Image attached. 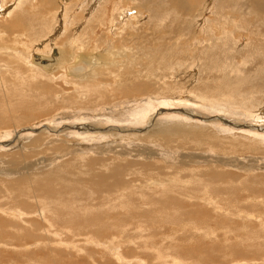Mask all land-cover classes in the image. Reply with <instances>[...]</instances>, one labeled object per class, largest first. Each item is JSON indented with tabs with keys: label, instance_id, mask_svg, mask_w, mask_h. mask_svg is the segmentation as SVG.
I'll return each mask as SVG.
<instances>
[{
	"label": "bare ground",
	"instance_id": "1",
	"mask_svg": "<svg viewBox=\"0 0 264 264\" xmlns=\"http://www.w3.org/2000/svg\"><path fill=\"white\" fill-rule=\"evenodd\" d=\"M112 1L23 0L18 5H13L14 2L3 0L0 3V12H6V15L10 13L11 15V17L7 16L4 19H0V26L3 25L0 27V92H3V97H6L8 94L6 104L1 102L4 98L0 97V143L3 142L9 146V150L23 148L27 149V151L30 150L31 157L37 156L35 161L28 163V166L25 164V169H28L23 174H20V176H14L13 173L15 172L13 170L8 169V172H6L3 169L5 167L0 164V168L1 166L3 167L0 170V177H2V180L0 179L1 184L5 183L9 185L12 182V177L13 180L16 179L10 184L17 186L16 190L14 188L13 190L6 189V191L12 194L16 193L14 192L15 190L18 192V196L27 199L29 194H25V190L27 189L24 188V185L28 184L30 190L28 191L31 193V197L27 201L35 200V205L32 204L36 206V211L34 212L27 211L26 206L23 209L9 208L8 210L0 206V247L12 249L13 255H15L14 252L27 253L30 246L24 242L29 239H32L35 245H39L38 247H45L50 251L54 250L52 248L54 247L53 239L55 237L52 238L53 236L51 237L48 234L45 237L43 234V232L46 233V231H43L46 226L53 227L54 224L49 219V211H47V206L42 201L43 196L38 194H40L39 192L43 195L47 194L50 191V187H54L58 182H69L75 185L84 184L86 181L84 180L86 178L84 176L89 178V180L87 179L89 182L96 180V183L102 188L108 187L106 185L107 179L110 185L112 184L111 180H113L112 185H115L119 190L118 192H121L120 197L115 196L116 198H114L110 196V191L109 196L112 199L109 201L110 197L107 198L105 196L104 198L106 199L102 198L103 200L101 199L102 201L100 200L101 202L97 203L99 206L109 203L110 207L116 210L119 207H123L124 209L131 207L139 208V210L142 209L143 215L140 218L150 221L151 224L155 223L154 225L162 226L164 225V221L168 219L171 223L173 220L174 223L176 222V224L178 223L183 227L189 228V225L192 223L202 225L204 222L209 221L212 213L229 212L235 210V208L236 212H240L244 207L260 206L261 209L264 207V200L261 201L257 197L260 194L256 196L262 189L264 190V134L252 133L253 131H258V129L264 132V128H256L253 125L254 128L251 126L252 124L244 127L231 125L225 128L224 126H218V121L215 122L216 120H214L216 116H211L216 115V113H222L229 115V117H243L244 115L241 112H245V109L250 110L246 107L258 105L261 99L264 101V88L260 90V92H263L261 95L258 91L252 90L251 87L247 90L245 87L250 85V83L241 80V77L238 76L240 72L234 65L228 68L227 71L223 70L219 74H216L212 73L208 64L206 73L211 75V78L206 81L190 79L186 77L188 72L183 70L186 65V56L193 52L197 55L200 52L198 50L202 37L196 33L194 26L197 17L210 11V3L215 0H194L196 5L195 8L191 9L186 5L188 0H120V2H114L115 12L117 13H115L116 17L113 19V23H116L115 27L117 26V28L114 29H116L115 33L118 34L112 35V37L123 36L122 40L120 38L122 47L127 42L138 41L155 45V47L147 50L145 48L144 51L139 48L137 50L133 49L129 54H124L123 48L122 50L119 48L121 51L116 50L114 41L108 35H101L100 39L93 38V34L95 35L98 27H101L102 21L104 22V27H107L104 19L109 14V7L112 5ZM222 1H215L217 10L219 11L216 15L218 18L221 17L220 5ZM229 1L235 3L238 15L242 14L244 8L247 17L253 16V23L250 26L244 27L243 34L235 32L232 37L230 35L218 37L213 33L210 34V31L206 29L204 31L206 33L205 46L204 48L201 47V60L205 62L207 59L211 65L218 63L221 66L220 60L222 58H226L229 63L236 60V46L229 48L230 39L235 37H245L246 43L239 48L238 52L244 51L249 41L260 46L264 45L258 44L262 41V35L257 36V33H264V0ZM27 2L30 5L29 10H24ZM9 5L12 6L11 10L8 9ZM85 5H87L88 13H86L85 7H83ZM133 10L136 14L134 13L135 15L132 17L131 12ZM77 11H80L81 17L77 18L71 15ZM129 12L131 13V18H127L126 16ZM56 20H63V23L59 26ZM228 24L233 27V22H229ZM48 25L56 28L49 27ZM119 26H122V29L118 28ZM28 27H33L35 36L32 35V29ZM237 29H240V27H237ZM147 30H151L152 33L146 35ZM93 41L96 43L94 46L95 50H97L96 48H98V51L100 49L99 52H101L103 64L98 60V56H85L81 54L82 52L86 55L89 54L88 50L93 45ZM17 44L27 45V48L25 46V49H21ZM221 46L229 49H223L221 51L223 54H221ZM161 50L163 52L164 50H170V54L174 55L173 58H169L168 60L170 61L166 58L163 61L161 60V66L160 63H156L158 67L156 69L155 64L145 67L143 64L144 60L151 62L152 60L150 61V59L153 56L163 53ZM117 54L122 55L121 60L117 59ZM116 61H122L121 64L123 65L129 62L131 72L125 74L126 71L119 70V73L124 72L123 74H119L118 70L115 69L117 66L115 65V63L117 64ZM245 63L248 67H254L255 59L247 54L245 56ZM96 64H102V67H96V70H93ZM170 69H173L172 71L175 73L169 71ZM3 70L9 76L15 77L18 73L22 78L30 79L42 86L49 84L51 88L47 90L49 92L37 89L22 92L15 87L12 80L8 79ZM73 72H76L77 76ZM87 73L90 75L87 76ZM173 74H177L175 77L180 78H177V80L179 79L178 85L175 87L173 84L174 88L172 91H164L167 84L162 83L161 80H166L168 77L174 76ZM68 75L77 78L81 75L82 77L74 80L71 77L68 78ZM112 76L117 77L118 83H122L123 88L112 90L113 92L110 94H105L103 93L104 91H99V94L95 93V89L96 92L104 90L102 87L107 86L105 82L111 79ZM100 79L102 82H100ZM158 80L161 81V84L158 83ZM95 81L99 84L97 87L94 86ZM156 85L158 88H156ZM160 85H163V88ZM190 85H194L195 87H192L191 96L189 93ZM263 85L264 82H260L259 86L263 87ZM196 88H198V91L193 92ZM253 88L257 89L256 87ZM177 89L181 90L180 98H183V103L186 104V107L182 110L172 111L182 117H168L166 115L160 117L166 111L162 113L159 111L151 117L148 116L149 119L144 124H133L137 122L135 112L139 113L140 110L138 109L141 106L150 107L148 111L150 113L154 102L164 103L153 101V96L161 97L166 94L173 96L172 93L175 94ZM117 90H120L119 94L112 96ZM24 95L30 100V105L28 106L22 103ZM97 95L99 98L100 96L106 97L99 101L97 100ZM117 99L118 101L123 99L122 103L128 107L126 111L121 112L128 115V120L118 121L116 123L118 126L107 125L100 127H89L81 122L86 117L96 116V119H93L92 122L104 124L109 119V114L105 111H111L112 108L118 109L119 112L122 111L118 105L119 102H115ZM242 100L246 101L245 105L242 109L238 110L237 108ZM189 106H192L193 110ZM41 107L42 109L40 110ZM252 108L255 109V107ZM258 108L261 110L262 107ZM133 109L134 111L130 112ZM20 110L22 111L21 113ZM91 110L94 112V114L92 113L93 115H91ZM10 115L15 116V119H12ZM14 122L16 126L25 125L26 128L22 131H17L18 133L14 138L8 137V131H10L8 128L10 125L8 124L12 123L11 127H13ZM32 122H35V125L31 126ZM41 125H43L44 129H37ZM235 128H240V130L241 128H249L252 131L248 130V132L250 131L252 134L242 132L243 130L241 132L235 131ZM25 131L30 134L21 135ZM94 134H97V136H93ZM60 148L66 153L62 155L60 153L48 154V151L56 153V151H60ZM239 148L251 152V155L253 153L257 154L248 157L247 153L243 152V155H240L238 154ZM18 152L20 153H15L19 155L26 154L23 150V153H21V150ZM90 153L96 156H90L88 162L85 157ZM108 153H115L116 156H113L114 161L118 160L119 163L117 161L110 163L112 159H109L111 155ZM69 154L76 155L71 160L79 163L82 162L83 167L80 168L86 169V171L79 173V177H75L77 174L73 175L69 170L76 167L74 163L70 164L71 162L65 161L58 164V160ZM105 155L109 159V164H105ZM10 157H14V155ZM12 159L10 158V163ZM29 159L27 160L30 161L31 159ZM1 161H3L2 158ZM103 161L104 164L100 166L102 169L109 171L108 176H104L99 168L96 169L97 164ZM87 162L89 163L88 165ZM4 163L6 165V160ZM137 165H142L146 168V165L153 166L154 171L157 172L156 176L152 178V174H148V176L144 174L141 176L142 179H139L142 182L136 184V180L134 181V178L127 177L128 175L126 176V174L131 170L129 167L134 169V166L137 167ZM147 169L152 170L150 167ZM138 171L140 172L139 169H137ZM147 173H149L148 170ZM136 175L135 177L138 178ZM73 176L75 178H72ZM224 186L230 188L233 196L236 191L250 194L249 196L246 195V198L243 197L244 200H242L240 199L242 195L230 198V194L226 192L229 198H225L223 201L228 202V200H231V203L225 204L232 208L229 210V208H225L224 204L221 203V199L219 200L212 193V191L216 192L218 190L222 192V187ZM110 187L112 188L113 186ZM102 188L101 190L103 191L104 188ZM126 190H128V194L124 192ZM114 193H116V190ZM134 195H138L139 198L134 199ZM223 197L225 196L223 195ZM22 198L21 201L23 200ZM46 198L54 202V198H51V196ZM14 199L16 198L14 197ZM21 201H18L17 204L20 205ZM137 201L141 202V204L136 203ZM22 203L27 205V202ZM84 209L86 210V208ZM87 211H90V209H87ZM257 212L256 214H258ZM236 214L240 217L239 219L244 220V223L247 220L252 222L258 218L256 215L249 214V212ZM119 218L121 219L122 217L118 216ZM241 226L243 227L244 225ZM253 226L257 227V224ZM246 227L243 228L244 231L254 233V230L249 231L250 228L246 229ZM258 227L264 229V219L259 220ZM225 230L223 228L224 232ZM230 231L231 233L233 232V230ZM249 238L251 239V237H247V239ZM24 239L25 241H23ZM98 245L101 246V244ZM101 247L106 248L108 246L104 243ZM4 250L6 249H3V252ZM109 251L113 256L118 254L114 248H111ZM53 252L55 253V251ZM57 252L59 254L58 249ZM52 256H45V258H50L51 264H69L63 261V259L61 262L59 260L56 261L57 259ZM33 257H36V255ZM43 260L39 259L36 261H40L43 264ZM119 260V264H126L128 262L126 260ZM172 262L173 264H180L176 259H173ZM249 262L260 264L255 259Z\"/></svg>",
	"mask_w": 264,
	"mask_h": 264
},
{
	"label": "rangeland",
	"instance_id": "2",
	"mask_svg": "<svg viewBox=\"0 0 264 264\" xmlns=\"http://www.w3.org/2000/svg\"><path fill=\"white\" fill-rule=\"evenodd\" d=\"M2 1L3 0H0V3H2ZM6 1H11V2H14L13 5H18L23 0H6ZM91 1H93V0H91ZM118 1L120 2V0H115V1L113 0L112 5H110V7H109L110 8L109 14L104 19L105 24H107V27H104V25H103L104 22L102 21L103 23L101 22V27L99 26L95 32V35H97V36H95L93 34V38L100 39L102 37L101 35L110 36V38L114 41L113 43L116 46L115 48H117L116 50H120V49L122 50V48H123V51H125L124 54H129L130 51H132L133 49L137 50V48L144 51L145 48L147 50L149 48L155 47L154 44L150 45V43H146L147 44L146 45L145 42H143V41L132 42V43L127 42L122 47L120 42L124 37L120 36V35L112 37V35L114 36V35L118 34V33H115L116 29H114V28H117V26L115 27L116 23L115 22L113 23V19L116 17L115 13H117V12H115L116 9L114 8V2H118ZM215 1L210 3L211 10L206 12V13H203L201 16H199L200 18L197 17V21L194 24V26L196 28V33L200 37H202L201 42H200L201 45H200V48L198 50L200 52H198L197 55H195L194 52L188 56L185 55L187 57V59L185 60L186 65L184 66L183 70L188 72L186 77H189L190 79H193V80L196 79V80L206 81V80L211 78V75L206 73V68H207L208 64H209V68L212 71V73H216V74H219L223 70L227 71L228 68H230L232 65H234L238 68V71L240 72V73H238V76L241 77V80H245L246 82L250 83V85H247L245 88H247V90H248L251 87L252 90L258 91V93L261 95L263 92H260V90L262 88H264V85H263V87H260L259 85H260V82H264V45L260 46L257 44H253L252 41H249L247 48L242 52H238L239 48H241L246 42H245V37H243V36L242 37H235L233 39H230V47H229V48H231V47L236 46L237 50H236V60L235 61H233L232 63H229L226 58H222L220 60V64H221V66H220L218 63L211 65L207 59L205 60L206 63L201 60V51H202L201 47L204 48V46H205L204 41H205L206 33L204 31L206 29H208L210 31V34L213 33L218 37H224V35L225 36L230 35V37H232L233 33H235V32H240L243 34L244 33V27L252 25V23H253L252 20L254 19L253 16H250V17L246 16V12H245L244 8H243L242 14L238 15L237 9L235 8V3L233 1L230 2L229 0H223L222 1L221 5H220L221 17L218 18L216 15L219 13V11L217 10V6H216ZM214 4H215V6H214ZM186 5L188 6L189 9H191V8H195L196 3L194 2V0H188ZM29 7H30V5L27 2V4L24 6V10H27V9L29 10ZM83 7H85V11H86V13H88L87 5H85ZM8 9L11 10L12 6L9 5ZM131 13L129 12L126 15L127 18H131V16L133 17L136 14L134 10ZM130 14H131V16H130ZM71 15H74L77 18L81 17L80 11L72 13ZM7 16L11 17L10 13H8V15H6V12H4V13L0 12V19H4V17H7ZM146 19H148V18H146ZM208 20H210V21H208ZM56 22L60 26L63 23V20H56ZM229 22H233V27L230 24H228ZM64 23H66V22H64ZM111 24H113V25H111ZM2 26H0V27H2ZM48 26L52 27V28H56V27H53L50 25H48ZM226 26H228V27H226ZM237 27H240V29H237ZM28 28L32 29V31H33L32 35L35 36V32H34L33 27H28ZM118 28L122 29V26H119ZM29 32H30V29H29ZM201 32H202V34H201ZM151 33H152L151 30L146 31V35L151 34ZM30 34H31V32H30ZM257 36H261V38H262V41L258 44H264V33H262V32H261V34L257 33ZM120 38H121V40H120ZM94 42L95 41H93V45L88 50L89 51L88 55H86L83 52L82 53L79 52V53H81L85 56H94V55L98 56V60H100L103 64L101 52H99L100 49H99V51H98V48H96L97 50H95L94 46L96 45V43H94ZM137 44H138V47H137ZM17 45L21 49H25V46L27 48V45H25V46H23L22 44H17ZM229 48L221 46L220 47V53L223 54L221 51L223 49H229ZM161 52H163V51L161 50ZM174 53H175V51H174ZM247 54L250 55L253 59H255V66L254 67H248L247 64L245 63V56ZM121 56H122L121 54L116 55L117 59H119V60H121ZM173 56H174L173 54H170V50H167V51L164 50V52L162 54H157V55L153 56L154 58L152 57V59H150V61L152 60L151 62L144 60L143 64L146 67V66H149L150 64H155L154 66H156V63H160V66H161V63L163 60H165V58L168 60L169 58H173ZM125 61H127V60H125ZM168 61H170V60H168ZM116 62H117V64L115 63V65H117V66L115 67V69L118 70V73H119V70L124 71V72L126 71L125 74L131 72L129 69V67H130L129 62L128 63L126 62L127 64L124 63L125 66L123 64H121L122 61H116ZM102 64H96L95 68L93 70H96V67H102L101 66ZM156 68H158V67L156 66L155 69ZM172 70L173 69H170L169 71H172ZM3 71L5 72V70H3ZM124 72L119 73V74H123ZM172 72L175 73L174 71H172ZM73 73H74V75L77 76L76 72H73ZM90 74L87 73V76ZM5 75L8 77L9 80H12L15 84V87L22 92H25V91L30 90V89H37V90L49 92L47 90H49V88H51V86L49 84L42 86V85H39L37 83H34L30 79L22 78L18 75V73H17V76H15V77L7 75L6 72H5ZM83 76H85V75H83ZM175 76H177V74H175L172 77H168V79H166V80H164V79L161 80L162 83L167 84V86H165L166 90H164V91H172V89L174 88V85H175V87L178 85V83H179L178 81L180 78L175 77ZM70 77H71V79L76 80V79L81 78L82 76L80 75V77L77 78V77H73V76L68 75V78H70ZM177 78H179V79L177 80ZM172 79H174V80L176 79V80L175 81L173 80L174 81L173 82ZM117 80L118 79L115 76H112L111 79H108L107 82H110V83L105 82L108 87L107 86L102 87V88H104V90L103 89L102 90L97 89L98 91L96 92V89L93 87L95 89V93L99 94L98 93L99 91H101V92L104 91L103 93H105V94L109 93L110 94L115 89L123 88L122 83H118L119 80L118 81ZM161 81L158 80V83L161 84L160 83ZM42 82L44 83V81H42ZM100 82H102L101 79H100ZM158 83H157V85H158ZM169 83H170V85H169ZM110 84H111V86H110ZM113 84H115V85L112 86ZM98 85L99 84H97V82L94 84L95 87H97ZM157 85H156V88H158ZM160 86L162 87L163 85H160ZM192 87L195 88L194 85L193 86L190 85V88H189L190 96H191V91L193 90ZM253 87H256L257 89H254ZM197 91H198V88H196L193 92H197ZM119 92H120V90H117L115 93L112 94V96H117L119 94ZM180 93H181V90L177 89L175 91V94L172 93L173 96H170L169 94H166V93H165L166 95H162L161 97L153 96V101L164 102V103L154 102V104L152 105V108H151L152 111H150V113H148L150 107H142L141 106L140 109H138V110H140V112L139 113L135 112V114L137 116V122L133 123V124L142 125L145 122H147V120L149 119L148 116L151 117L152 115H154L156 112H159V111L161 113L163 111H166L160 117H163L165 115L168 117L169 116L170 117L175 116L178 118L182 117L181 115L175 114L172 111V110H174V111L182 110L186 107V104L183 103V98H180ZM157 94H159V93H157ZM2 95H3V92H0V97H3ZM105 97L106 96H100V98H99V96L97 95V100L100 101L101 99H104ZM3 98L4 99L1 102L3 104H6L8 101V94L6 97H3ZM115 102L116 103L119 102L118 105L120 106V110H122V111L119 112L118 109H115V108H112L111 111H105L109 114V119L104 124L93 123L92 120L96 119V116L86 117V119H82L81 122L88 125L89 127H100V126H107V125L118 126L116 124V123H118V121H120V120L126 121L129 119L127 114L121 113L123 111H126L128 107H126V105L122 103L123 99H120L119 101L117 99V101H115ZM245 102H246L245 100H242L241 104L238 106L237 109L238 110L242 109L245 105ZM262 102H264L263 99H261L260 103H259L261 106L259 104H258L259 106L258 105H254V106L251 105L252 107H255V109L252 108L251 106L246 107V108H249L252 112L248 109H245L246 110L245 112L244 111L241 112V114L244 115L243 117H236V116L229 117V115H225L222 113H216V115H211V114L210 115L213 117L216 116V117H214V120H216L215 122L218 121V126H222V127L224 126L225 128H227L231 125H239L241 127H244L248 124H250V125L252 124L251 126L252 127L255 126L256 128H262V127L264 128V110H263L264 109V107H263L264 103H262ZM22 103L25 106L30 105V100L26 95L23 96ZM262 104H263V106H262ZM258 107H260V108L262 107L261 110ZM189 108L191 110H193L192 106H189ZM41 109H42V107L40 108V110ZM132 111H134V109L131 110L130 112H132ZM21 112L22 111L20 110V113ZM90 112H91V115L94 114V112L92 110ZM245 113H247V114H245ZM249 115H251L252 117L250 116L247 118L246 116H249ZM10 116L12 117V119H15V116H13V115H10ZM219 120H220V122H219ZM229 120L231 123L229 122ZM78 121L80 122V120H78ZM241 121H242V123H241ZM233 123H236V124H233ZM11 124L12 123L8 124L10 126L7 125L9 130H10V131H8L9 132L8 137L10 136V137L14 138L20 130L22 131L23 129L26 128L25 125H20V127L16 126L15 122H14L13 127H11ZM33 125H35V122L31 123V126H33ZM37 129L43 130L44 129L43 125L38 126ZM234 130L238 131V132H241L242 130H243L242 132H248V130L252 131L249 128H247V129L241 128V130H240V128L239 129L235 128ZM250 131L248 132L250 134H252V133H254V134L262 133L260 135L264 134V132H262L263 130H259V129H258V131H253L252 133ZM29 134H30L29 132L25 131L21 135H29ZM93 136H97V134H94ZM8 148H9V146H7L5 143H3V142L0 143V161H1V158L3 159L4 162L6 160V165H4L5 163L3 161H1L2 163L0 162V164L3 165V167H5V168H3L1 166L0 170L2 168L5 169L6 172H8V169L13 170V172H15V173L12 172L14 174V176L15 175L20 176V174H23L24 172H26V170L28 168L25 169L26 168L25 164H27V166H28L29 162L35 161L36 160L35 158H37V156L31 157V152L29 153L30 150L27 151V149L25 150L23 148H16V149L9 150ZM20 150H21V153L26 152V154L25 153H23L22 155L20 154L21 155V157H20L19 154H16V153H20V152H18ZM22 150H23V152H22ZM99 151H100V149H99ZM51 152L48 151V154L52 155V154L60 153V155H62L63 153H66V152H63L61 148H60V151L58 150V152L56 151V153H53V151H51ZM108 152H110V151H108ZM112 152H115V151H112ZM243 152L247 153L248 157L253 156V154L254 155L257 154V153H253L251 155V152H248L247 150H245L243 148H239L238 154L243 155ZM115 153L114 154L108 153L111 155L109 157V159L110 158L112 159L110 161V163L114 161L113 156H116ZM90 154L86 155V157H85L88 162H89L90 156L91 157L96 156V155L95 156L92 155L93 153H90ZM13 155H14V157H10ZM26 155H28V156L26 157ZM25 157L27 159L30 158L31 160L29 159L30 161H28ZM75 157H76V155L73 156V155L69 154V155L65 156L64 158L58 160V164H61L65 161L71 162L70 164L74 163L75 164L74 166H76V167H73L72 169H69V170L73 173V175L77 174L75 177H79L80 176L79 173L82 171H86V169L80 168V167H83L82 162L79 163V162H75V161L71 160V159H74ZM4 158H6V159H4ZM10 158L11 159L13 158L12 160L15 163L12 160L10 163ZM17 158H20V159H17ZM92 159H94V158H92ZM104 159H106V161L104 160L105 164H109V159L107 158L106 155L104 156ZM7 160L9 161V164H8ZM104 161L101 163H98L96 169L99 168L100 172H102V174H104V176H108L107 174L109 173V171L102 169V167H101L104 164ZM116 161H117V163H119L118 160H115L114 162H116ZM21 162H25V163H21ZM88 162H87V165L89 164ZM20 163H21V165H20ZM17 166H18V168H16ZM138 166H140V167H138ZM141 166L142 165H137V167L134 166V169L132 167H129L131 169L130 170L131 172L129 171L128 174H126V176L128 175L127 177L134 178V181L136 180V182H135L136 184H139L142 182V181H139V179H142V177H141L142 175L145 174V176L146 175L148 176V174L149 175L152 174V178H154L156 176V173H157L156 171H154L153 166L146 165L147 168L150 167L152 169L151 171H150V169H147L146 167H144V166L141 167ZM142 168H143V170H141ZM78 169H80V170H78ZM132 169L133 170L136 169V170L133 171ZM137 169H139L140 172L139 171L137 172ZM145 169H146V171H144ZM15 170H17V171H15ZM147 170L149 171V173H147ZM130 173L133 174L134 176L131 175ZM135 174H137L136 176H138V178L135 177ZM75 177L73 176L72 178H75ZM84 177H86L84 180H86V181H87V179L89 180V178L87 176H84ZM16 178H18V177H16ZM0 179L2 180V177H0ZM14 180H16V179H14ZM14 180L12 177V182ZM86 181L84 184L80 183L78 185H75V184L69 183V182L68 183L58 182V184H55V186H54L55 188L53 186L50 187V191L47 192V194L43 195L41 192H39L40 194H38L40 196H43L42 201L47 206V211H49L48 212L49 219L52 221L51 223L54 224L53 227H49V226L45 227L44 226L45 228L43 231H46V233L43 232V234L45 237L47 234L51 237L53 236L52 238L55 237L53 239L54 247L52 248V249H54L53 251H55V253L53 251H50L48 248L38 247L39 245H35L33 240L29 239L26 242H24L25 244H27V245L29 244V246H30L29 251L27 253L14 252V254L16 255L15 256V255H13L12 249L9 250L10 248L0 247L1 248L0 249V264H35V263L41 264L40 261H36L39 259H42V260L45 259L42 261L43 264H51L50 258L49 259L47 257L45 258V256H50V255L51 256L53 255L52 257H55L57 259L56 261L59 260L61 262L63 259V261H65L66 263H69V264L70 263H72V264H75V263L76 264H79V263L80 264H119V262H118L119 259L128 261L126 264H170V263L173 264V262H172L173 259L174 260L176 259L177 261H179L180 264H185V263L186 264L187 263L188 264H203V263L204 264H217V263L218 264H237V263L252 264L253 262H249V261L254 260V259L256 261H259L260 264H264V229L258 227L259 220L264 219L263 218L264 217V209H263L264 207H262V209L260 208V206L259 207H248V208L244 207L243 210H241L240 212H236L237 210L235 208V210H232L229 212L225 211V212H220V213L218 212L216 214L212 213L210 215L211 216L210 220L204 222L206 224L203 223L201 225L198 223H194V224L192 223L189 225V228L183 227V226L179 225L178 223L176 224V222L174 223L173 220L171 223V221L167 219V217H169V216L166 217V219L168 221L167 220L164 221V225H162V226L157 225V224L154 225L155 223L151 224L150 221H147V220L140 218L143 215L142 209L139 210V208H135V207L124 209L123 207H119L120 209L118 208V210H116V209H112L110 207L109 203L102 205V206L100 205L102 208L97 204V203H100L103 199H106V198H104L105 196H107V198H109L110 196H113L114 198H116L117 196H119V197L121 196V192H118L119 191L118 188L115 187V185H112L114 182L113 180H111L112 184L110 185V184H108V179H107L106 185L108 187H106V188L103 187L105 190L98 183H96V180H94V181L92 180V182H89V181L86 182ZM131 181H133V179H131ZM12 182L9 183V185L8 184L6 185L5 183H2V184L0 183V206H2L4 209H7V210L9 208H11V209L21 208V209H23L24 206H26L27 211H30V212L36 211L35 210L36 206H34L35 200L27 201L31 197V193H29L30 190H29L28 184L24 185V188L27 189V190L24 189L25 194L26 195L29 194L27 196V199L24 197L26 200L25 201L24 198H22L21 196H18V192L15 191L17 186L10 185V184H12ZM109 183H111V182H109ZM96 184H98V185H96ZM110 186H113L112 188L114 191L116 190V193H114V191L112 190V188ZM14 188H15L14 192H16V193L11 194L10 192L6 191V189L13 190ZM101 188L103 189V191L101 190ZM222 188H223L222 192L220 190H218L216 192L212 191V193H214V196H216L219 200L221 199L220 200L221 203L224 204L225 208H229V210H231L232 208L229 207L228 205H225V204L231 203V200H228V202L223 201V199L229 198V196L226 195V192L230 194V196H231L230 198H234L235 196L242 195V196H240V199H242V200H244V198L247 197L246 195L249 196V194H250V193H240L239 191H236V192L234 191L235 195L233 196V192L230 190L229 187L224 186ZM99 190H101V191H99ZM128 190L130 191V189H128ZM128 190H126L124 192L126 194H128L129 193ZM110 191H111V195L109 196ZM99 192H101V193H99ZM103 193H105V194H103ZM263 193H264V190L262 189L260 193L256 194V196L260 194L257 197L261 201L264 200V194ZM14 194H15V196H14ZM16 194H17V196H16ZM106 194H108V195H106ZM61 195H63V196H61ZM223 195L225 197H223ZM50 196H51V198H54V202H53V200L46 198V197H50ZM14 197L16 199H14ZM18 197H20V198L18 199ZM134 197H135L134 199L139 198L138 195L137 196L134 195ZM21 198L23 199L22 201H21ZM111 199H112V197H110L109 201ZM18 201H21L20 205L17 204ZM116 201H118V199H116ZM22 202H27V205H29V206L23 204ZM58 202H60V203H58ZM64 202L67 204H65ZM28 203H30V204H28ZM136 203L141 204V202H139V201H137ZM26 207H25V210H26ZM84 208H86V210ZM254 208H256L257 210ZM87 209H90V211H87ZM254 210H255V212H254ZM256 211H258L257 213L259 215L256 214ZM261 211H262V213H261ZM136 212H137V214H136ZM241 212L242 213L249 212V214L256 215L258 218H257V220H254L252 222L247 220V222H249L250 224L247 222L244 223V220L239 219L240 217L238 216V214H236V213L242 214ZM116 215H117V217H116ZM112 216H115V217L112 218ZM118 216L122 217L123 219L121 218L122 219L121 220L119 218L120 219L119 220ZM224 216H225L226 220H225ZM105 218H108V219H105ZM113 219H114V221H113ZM233 219H234V221H233ZM108 221H110V222H108ZM231 221H233V222H231ZM242 221L244 224L242 223ZM223 224H225V225H223ZM256 224H257V227L253 226ZM110 225H111V227H110ZM241 225H244V226L242 227ZM246 226H248V227H246ZM193 227H194V229H193ZM244 227H246V229L250 228L249 231L254 230L255 234L254 233H247L246 230H245L246 231L245 232L243 229ZM81 228H82V230H81ZM187 228H188V230H187ZM195 228L198 230H196ZM223 228H224V230L226 229L225 232L223 231ZM189 229L190 230L192 229V230L190 231ZM220 229H221V231H220ZM230 230H233V232L231 233ZM84 235H85V237H84ZM243 236H245V237H243ZM247 237H251V239L249 238L250 239L249 240V239H247ZM23 241H25V239ZM104 243L109 248L108 247H106V248L101 247L104 245ZM55 244H56V246H55ZM98 244H101V246ZM40 246H41V244H40ZM111 248L116 249L118 254L114 255V256L112 254H110L109 250ZM189 248H191V249H189ZM3 249H6V250H4V252H3ZM57 249L59 250V254L57 252ZM70 252H72V253H70ZM18 253H20L21 255ZM72 254H74V255H72ZM34 255H36V257H33ZM116 256H119L120 258L116 257ZM15 257H17V258H15ZM58 257H60V258L58 259ZM117 258H119V259H117ZM66 259L69 261L67 262ZM241 260H243V261H241ZM44 261H45V263H44ZM121 264H125V263H121Z\"/></svg>",
	"mask_w": 264,
	"mask_h": 264
}]
</instances>
